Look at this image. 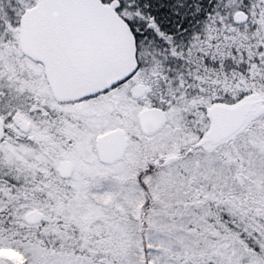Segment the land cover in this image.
<instances>
[{
    "label": "snow or ice",
    "instance_id": "obj_1",
    "mask_svg": "<svg viewBox=\"0 0 264 264\" xmlns=\"http://www.w3.org/2000/svg\"><path fill=\"white\" fill-rule=\"evenodd\" d=\"M0 264H264V0H0Z\"/></svg>",
    "mask_w": 264,
    "mask_h": 264
}]
</instances>
